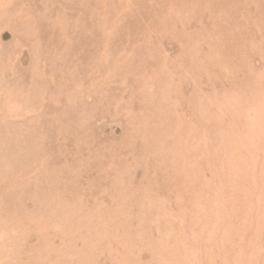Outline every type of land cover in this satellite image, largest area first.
<instances>
[{
  "label": "rangeland",
  "instance_id": "rangeland-1",
  "mask_svg": "<svg viewBox=\"0 0 264 264\" xmlns=\"http://www.w3.org/2000/svg\"><path fill=\"white\" fill-rule=\"evenodd\" d=\"M0 264H264V0H0Z\"/></svg>",
  "mask_w": 264,
  "mask_h": 264
}]
</instances>
